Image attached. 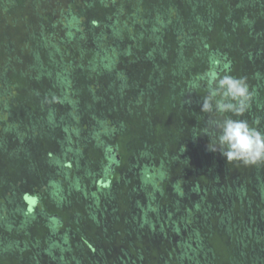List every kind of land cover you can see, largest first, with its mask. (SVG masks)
<instances>
[{"label":"trees","instance_id":"16d2710c","mask_svg":"<svg viewBox=\"0 0 264 264\" xmlns=\"http://www.w3.org/2000/svg\"><path fill=\"white\" fill-rule=\"evenodd\" d=\"M47 1L0 0L4 264H60L48 244L64 230L76 241L62 253L80 252L64 264H189L145 232L164 206L181 209L172 230L190 223L212 245L200 264H264V162L241 182L201 139L208 81L225 74L254 93L232 118L264 132V0H66L59 16ZM181 171L178 208L160 186Z\"/></svg>","mask_w":264,"mask_h":264},{"label":"clouds","instance_id":"9594fccd","mask_svg":"<svg viewBox=\"0 0 264 264\" xmlns=\"http://www.w3.org/2000/svg\"><path fill=\"white\" fill-rule=\"evenodd\" d=\"M253 95L245 77L225 74L208 81L201 112L212 118L207 121L204 135L210 139L208 149L219 151L228 162L245 166L264 162V132L245 119L232 118L242 117L250 109Z\"/></svg>","mask_w":264,"mask_h":264},{"label":"crops","instance_id":"0c3cea01","mask_svg":"<svg viewBox=\"0 0 264 264\" xmlns=\"http://www.w3.org/2000/svg\"><path fill=\"white\" fill-rule=\"evenodd\" d=\"M153 60H155V63H159V64L164 63V65H165V62H169L168 57H165V56H154ZM204 137H205V135L202 134V137H201L202 141H203ZM204 146H205L204 147L205 150H202L203 151L202 154H204V152L205 153L208 151L210 152V150L207 148V146L205 144H204ZM218 162H219L218 163L219 166H225L224 164H222L221 160L218 159ZM232 163L234 164V166L238 170L239 169L241 170V173H240L241 182L247 181L244 176L247 173V171H250L251 168L248 169L247 166H245L241 162L232 161ZM199 164H200V161L196 162L195 166H197ZM209 165H210V163H209ZM237 169L235 170V172H238ZM254 171H256V169ZM219 172L220 171H218V173ZM250 176H253V174ZM169 178L168 177L166 178L167 180L168 179L170 180L169 184L162 183L160 186V188L163 189V194L165 193V191L167 192L166 200L171 199L174 204H177L178 208H180L181 205L186 206L188 203V200L185 197V190H184L186 185L180 184V186L182 187L181 188V187H179V183H177V181L178 182H184V180H185V178H187V176L183 173V171H181V175L179 174V177L172 178L169 176ZM176 178H178V179H176ZM164 185H167V186H164ZM177 187H179V190L183 193H179V194L174 193V190ZM239 187H241V185H239ZM253 187H254L253 189L258 188V186H255V185H253ZM251 191H252V189H251ZM158 197H160V195ZM179 210H181V209H176V210L170 211L169 208L164 206L162 211H160L161 213L159 212L160 213L159 215L158 214L156 216L154 214L152 215L153 223L155 224V226L153 225L154 226L153 230L152 231L149 230V228H150V225H149V227L146 229L144 227L145 232L146 233L147 232H151V233L153 232V233H155L156 236H158V237L160 236V237L164 238L165 242L166 241L168 242V244H166V246H168V247H169L170 243H173L174 244V250H176V252L180 253V259L181 260L184 259L183 262H186L189 264H200L202 262V260H201L202 254L205 251H211L212 245L210 243H207L208 245L206 243H204V244H201L199 246L198 242H196L194 240V238H196V237H194V234H196V236H197L199 234V232H197V230H194L193 227L191 228L190 223L182 222V225H183V223L185 224V225H183L184 227L181 226V228H179L176 231L172 230V226L177 224V221L174 219L175 217L173 215L174 214L176 215V212ZM183 212L185 213V211H183ZM7 215H9V214H7ZM183 215L184 214L181 213V216H183ZM147 221L149 222L148 219H147ZM258 230H260V229H258ZM134 231L135 230H132V232H134ZM253 232H256V230H254ZM72 234H74V236L73 235L70 236V234L66 230H64L65 237H62L60 235H59V237H57L56 235H53L52 236V237H54L53 243L50 241L48 244L49 246H51V244L53 246V244L55 242H60L59 246H57L59 249V255H57V257H58V261L60 262V264H64L65 261L61 262V258H66V255H69L72 253V256H74V255L79 256V254H80V252L78 253V251H74V250H69L70 252H68L67 254L62 253V249L67 248V244H71V242L73 240L76 241L75 233L73 232ZM261 234H262V232L260 230V235ZM167 236L171 237V238L167 239L168 238ZM45 238H48V237H45ZM21 240H23V239L22 238L18 239V241H21ZM169 240H173V241L170 242ZM2 242L3 241L0 242V263L4 264V263H6L5 260L7 258H11V256L14 254V252H13V246H11L10 243L5 244V242H4V245H3ZM66 242H67V244H66ZM22 247H24V245H22ZM47 247L48 246L46 245V248ZM51 258L52 257L50 256V253L46 254V258H44L43 260H39V258H38L37 261H35V262L33 261L34 263L31 262V260L27 261L26 259L22 258V260H25V261H22V264H53ZM63 260H65V259H63Z\"/></svg>","mask_w":264,"mask_h":264},{"label":"rangeland","instance_id":"374dc122","mask_svg":"<svg viewBox=\"0 0 264 264\" xmlns=\"http://www.w3.org/2000/svg\"><path fill=\"white\" fill-rule=\"evenodd\" d=\"M40 7H42L46 11L54 12L56 16H59V14L63 12L64 9H66L67 1L66 0H48L46 4H41ZM55 30H54L55 34H53L54 35L53 39L56 40L57 38H59L58 36L62 38L63 37L62 32L58 28H56ZM27 85L29 87L31 86L30 81L27 82Z\"/></svg>","mask_w":264,"mask_h":264}]
</instances>
